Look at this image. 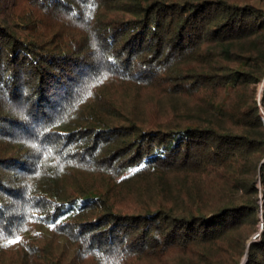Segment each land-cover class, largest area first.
<instances>
[{
	"label": "trees",
	"instance_id": "1",
	"mask_svg": "<svg viewBox=\"0 0 264 264\" xmlns=\"http://www.w3.org/2000/svg\"><path fill=\"white\" fill-rule=\"evenodd\" d=\"M260 82L264 0H0V264H264Z\"/></svg>",
	"mask_w": 264,
	"mask_h": 264
},
{
	"label": "rangeland",
	"instance_id": "2",
	"mask_svg": "<svg viewBox=\"0 0 264 264\" xmlns=\"http://www.w3.org/2000/svg\"><path fill=\"white\" fill-rule=\"evenodd\" d=\"M263 89H264V82H260V95L262 94ZM263 227H264V221H263V217H262L261 228H260L261 231H262ZM261 231L258 232L257 234H255V235L251 238L250 241H255V240H257V239H258L257 237L260 235ZM245 259H246V258H245Z\"/></svg>",
	"mask_w": 264,
	"mask_h": 264
},
{
	"label": "snow or ice",
	"instance_id": "3",
	"mask_svg": "<svg viewBox=\"0 0 264 264\" xmlns=\"http://www.w3.org/2000/svg\"><path fill=\"white\" fill-rule=\"evenodd\" d=\"M19 241V238L17 237L16 239L9 240L8 243H16Z\"/></svg>",
	"mask_w": 264,
	"mask_h": 264
},
{
	"label": "water",
	"instance_id": "4",
	"mask_svg": "<svg viewBox=\"0 0 264 264\" xmlns=\"http://www.w3.org/2000/svg\"><path fill=\"white\" fill-rule=\"evenodd\" d=\"M251 242H253V241H250V243H251ZM246 259H247V256H246ZM246 259H245V261H246Z\"/></svg>",
	"mask_w": 264,
	"mask_h": 264
}]
</instances>
